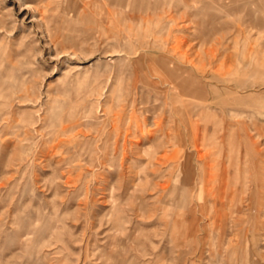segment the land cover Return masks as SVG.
I'll use <instances>...</instances> for the list:
<instances>
[{
    "label": "rangeland",
    "instance_id": "obj_1",
    "mask_svg": "<svg viewBox=\"0 0 264 264\" xmlns=\"http://www.w3.org/2000/svg\"><path fill=\"white\" fill-rule=\"evenodd\" d=\"M263 11L0 0V264H264Z\"/></svg>",
    "mask_w": 264,
    "mask_h": 264
},
{
    "label": "bare ground",
    "instance_id": "obj_2",
    "mask_svg": "<svg viewBox=\"0 0 264 264\" xmlns=\"http://www.w3.org/2000/svg\"><path fill=\"white\" fill-rule=\"evenodd\" d=\"M121 1H123V0H121ZM240 1H241V0H240ZM248 1H249V0H247V2H248ZM244 2H245V1H243V3H244ZM147 3H148V2H147ZM249 3H250V2H249ZM252 3H253V1H252ZM240 4H241V2H240ZM254 4H256V3H254ZM254 4H253V5H254ZM142 5H143V4H141V6H142ZM149 5H150V3H149ZM258 5H259V4H258ZM240 6H241V5H240ZM243 6H244V5H243ZM146 7H147V6H146ZM148 7L150 8V6H148ZM248 7H249V4H248ZM251 7H252V6H251ZM244 8H245V7H244ZM254 8H255V7H254ZM254 8H253V9H254ZM139 9H140V8H139ZM139 9H138V10H139ZM250 9H251V8H250ZM257 9H258V8H257ZM247 10H248V9H247ZM247 10H246V11H247ZM262 10H263V9H262ZM201 11H202V10H201ZM263 12H264V11H263ZM208 13H209V12H208ZM248 13H249V12H248ZM250 13H252V12H250ZM206 15H207V14H206ZM212 15H213V14H212ZM214 15H215V14H214ZM249 15H250V14H249ZM207 16H208V15H207ZM209 16H211V15H209ZM215 16H216V15H215ZM215 16H214V17H215ZM214 17H213V18H214ZM215 18H216V17H215ZM251 18H252V17H251ZM211 19H212V18H211ZM203 20H204V18H203ZM257 25H258V23H257ZM229 144H230V143H229ZM229 155L231 156V154H229ZM233 192H234V191H233ZM233 198H234V196H233Z\"/></svg>",
    "mask_w": 264,
    "mask_h": 264
}]
</instances>
